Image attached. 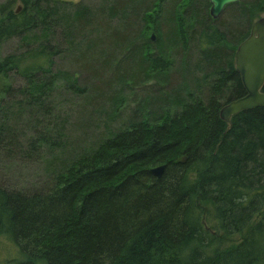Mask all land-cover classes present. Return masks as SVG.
Here are the masks:
<instances>
[{
	"label": "trees",
	"instance_id": "trees-1",
	"mask_svg": "<svg viewBox=\"0 0 264 264\" xmlns=\"http://www.w3.org/2000/svg\"><path fill=\"white\" fill-rule=\"evenodd\" d=\"M12 2L0 5V46L21 44L0 55V149L16 147L28 113L43 130L39 149L53 144L62 123L41 115L60 93L111 107L97 127L102 135L48 191L0 189V238L16 247L14 264L264 263V107L219 117L222 105L245 95L235 51L264 0L226 6V22L209 16L208 0H113L102 11L73 0H20L19 13ZM191 34L211 76L204 96L200 86L182 98L167 52L179 36L186 55ZM59 60L70 71L58 69ZM120 88L136 105L113 128L130 100L118 99ZM161 165L160 177L149 172ZM235 236L240 241L227 245Z\"/></svg>",
	"mask_w": 264,
	"mask_h": 264
},
{
	"label": "rangeland",
	"instance_id": "rangeland-1",
	"mask_svg": "<svg viewBox=\"0 0 264 264\" xmlns=\"http://www.w3.org/2000/svg\"><path fill=\"white\" fill-rule=\"evenodd\" d=\"M9 0H0V5L6 3ZM75 2L80 1L82 5L88 6L96 10H104L108 8L113 0H73ZM242 3L248 4L249 1L253 0H241ZM261 2V1H260ZM264 5V4H263ZM23 8L20 0H13L10 5V10L14 13H19ZM262 11H257L252 20V23L264 17V6ZM103 14V13H102ZM233 12L230 9H225L218 17L223 22L228 21L230 15ZM240 17L243 18L241 11L239 12ZM217 18V19H218ZM120 21V20H119ZM251 23V24H252ZM179 35V34H178ZM153 36L151 42L156 43V37L153 32L149 30L148 37ZM195 36L193 34L189 37V44L187 46L188 53L183 56L180 51L179 44L184 45L185 43L177 39L173 40L170 38V44L168 49V55L171 56L173 64L170 68L174 77V85L182 87L183 94H180L179 97H184V90L188 91L190 94H196L198 87L200 93L199 96L202 97L208 89V79H204L210 75V68H202L199 66V51L197 45L195 44ZM172 40V41H171ZM19 44L21 42L18 39H12L6 41L0 46V55L6 56L9 53H13L15 50H18ZM179 45V46H178ZM198 56V57H197ZM70 63L67 60H59L57 62V68L63 69V71H70ZM155 78L148 79L147 85H150ZM211 80V79H209ZM145 82V81H144ZM191 82V84H190ZM112 89H115L114 87ZM117 94L118 99L125 100V95H129L130 100L128 99L124 106V110H121L119 113L120 118L113 120V128H116L118 125H122L123 121L130 116V112L135 108L136 102H133L134 94L129 91H120ZM194 91V92H193ZM61 96H58V101L55 106L56 100L51 105V114L42 116L48 118L50 123H53V120L56 123H62L60 127L61 136L58 139H51L52 142H48L45 147H40L39 133L35 127L39 126L38 119L30 117L29 113L26 114L21 120L20 127L17 125L16 133V147L19 150L16 152L15 148L9 150L0 149V189H5L7 191L21 192L24 194H33L48 191L53 185V177L59 171L65 170L77 157L82 155V152L87 145H92L98 140L101 131L104 126L102 123L106 122L107 116L110 113L111 107H100L98 109H93L91 106L85 105L83 102L78 99L76 96H73L69 93H60ZM197 95V94H196ZM116 97V98H117ZM181 98V100H182ZM136 99V98H135ZM101 122V124H100ZM50 126V125H49ZM86 127L83 130L82 127ZM97 127L101 130L99 131ZM102 128V129H101ZM44 129V128H43ZM43 131V130H42ZM84 133V135L82 134ZM33 144H30V141L33 140ZM49 140V139H48ZM43 142V141H42ZM98 142V141H97ZM44 143V142H43ZM7 144V143H6ZM5 144V145H6ZM20 147V148H19ZM51 147V148H50ZM85 151V150H84ZM207 226H214L211 218L207 216ZM240 236H235L231 238L227 245L238 243ZM263 247V245L261 246ZM16 247L9 244L4 239L0 238V264L11 263L14 264L18 255L16 253ZM258 264H264L260 262Z\"/></svg>",
	"mask_w": 264,
	"mask_h": 264
},
{
	"label": "water",
	"instance_id": "water-1",
	"mask_svg": "<svg viewBox=\"0 0 264 264\" xmlns=\"http://www.w3.org/2000/svg\"><path fill=\"white\" fill-rule=\"evenodd\" d=\"M238 2L239 0H208L209 16L217 19L226 6ZM150 39L153 40V36ZM235 71L245 95L221 106L219 117L225 122L240 112L264 107V93L261 91L264 85V17L252 23L249 36L237 46ZM163 169L164 166L161 165L151 168L149 172L158 178Z\"/></svg>",
	"mask_w": 264,
	"mask_h": 264
},
{
	"label": "flooded vegetation",
	"instance_id": "flooded-vegetation-1",
	"mask_svg": "<svg viewBox=\"0 0 264 264\" xmlns=\"http://www.w3.org/2000/svg\"><path fill=\"white\" fill-rule=\"evenodd\" d=\"M251 25H252V24H251ZM250 28H251V26H250ZM250 28H249V31H248V34H247L246 38L249 36ZM246 38H245V39H246ZM245 39H244V40H245ZM6 264H11V263L8 262V263H6Z\"/></svg>",
	"mask_w": 264,
	"mask_h": 264
}]
</instances>
